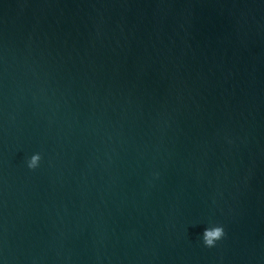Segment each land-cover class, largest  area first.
Returning a JSON list of instances; mask_svg holds the SVG:
<instances>
[{"label":"water","instance_id":"95a60500","mask_svg":"<svg viewBox=\"0 0 264 264\" xmlns=\"http://www.w3.org/2000/svg\"><path fill=\"white\" fill-rule=\"evenodd\" d=\"M0 264H264V0H0Z\"/></svg>","mask_w":264,"mask_h":264},{"label":"clouds","instance_id":"9594fccd","mask_svg":"<svg viewBox=\"0 0 264 264\" xmlns=\"http://www.w3.org/2000/svg\"><path fill=\"white\" fill-rule=\"evenodd\" d=\"M41 161V154L36 153L31 156L30 160L28 161V167L35 169L38 167ZM225 235L223 226H213L206 228L203 233V241L206 246L212 247L215 245L216 241L221 239Z\"/></svg>","mask_w":264,"mask_h":264}]
</instances>
